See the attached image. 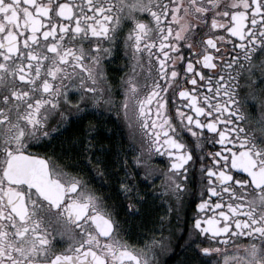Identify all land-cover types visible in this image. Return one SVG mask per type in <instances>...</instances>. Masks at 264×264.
<instances>
[{
    "label": "snow or ice",
    "instance_id": "obj_1",
    "mask_svg": "<svg viewBox=\"0 0 264 264\" xmlns=\"http://www.w3.org/2000/svg\"><path fill=\"white\" fill-rule=\"evenodd\" d=\"M104 105L127 143L80 127ZM157 179L187 231L180 264H264V0H0V264H161L177 224L137 248L117 210L146 212Z\"/></svg>",
    "mask_w": 264,
    "mask_h": 264
},
{
    "label": "flooded vegetation",
    "instance_id": "obj_2",
    "mask_svg": "<svg viewBox=\"0 0 264 264\" xmlns=\"http://www.w3.org/2000/svg\"><path fill=\"white\" fill-rule=\"evenodd\" d=\"M113 57H106L107 63L105 64V70L107 82L108 84H111L113 86L116 93H119L118 95H115V99L117 101H121L123 96V89L120 88L119 85L121 83V78L124 77L126 79V74L129 71L128 67H126L127 58L124 56L122 41L118 51L114 52ZM141 80H143L142 77ZM98 111L100 115H97L95 112L90 113L85 117L80 127L83 128L85 125L91 122L98 126L101 138H105L108 130L111 129V137L113 141L123 140L125 143H127L129 129L123 121L122 115L118 118L114 110L111 112L108 111L107 105H104ZM253 115L257 120H259L260 112L258 108L253 111ZM78 135L79 132H77L74 128H68L66 131H62V134L56 137L52 141V143L48 145V148L55 149L56 152H60L61 146L63 145L64 149H69L71 147L73 136ZM105 143H107V139H105ZM34 150H38L41 152L45 151L44 148ZM205 150H208L207 146ZM72 151L76 150L72 149ZM199 155H201V153H195V156L197 158L199 157ZM161 166V159L153 157L152 162L146 166V169L151 170L152 168H159ZM196 167L198 169L199 164H197ZM146 169L141 170L143 171ZM95 187L100 192L108 195L110 197V202L111 198L115 197V185L109 187L106 178H97L95 181ZM147 190L155 198L154 204L149 203L144 206L147 214L142 210L141 213L137 216L126 217L124 215L122 207L117 209L120 212V219L122 223H124L125 228V232L121 233V236L124 240L128 241L130 245L139 248L149 238L153 236L157 239L159 238V236L161 235V218H164L163 235L167 237L169 235V225L167 221L168 219H171L173 223L177 224V231L175 235L172 236L169 250L161 253L159 255V259L161 261V264H165V262L166 264H180V261L185 260L186 257V252L181 248V245L185 243L187 231L185 230L184 235L181 236L176 214H172L169 216L167 212V198L161 185V180L157 179L154 184L148 183ZM192 200L193 198H186L184 208L179 211L180 222H184L188 217L192 216L195 210V204L192 202ZM122 204L126 205L127 200L122 201ZM152 229H155V231H152ZM227 251L230 252V249H227ZM187 255H191V253L188 252Z\"/></svg>",
    "mask_w": 264,
    "mask_h": 264
}]
</instances>
